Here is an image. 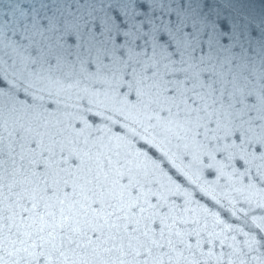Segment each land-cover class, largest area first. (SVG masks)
Returning <instances> with one entry per match:
<instances>
[{
    "label": "snow or ice",
    "instance_id": "1",
    "mask_svg": "<svg viewBox=\"0 0 264 264\" xmlns=\"http://www.w3.org/2000/svg\"><path fill=\"white\" fill-rule=\"evenodd\" d=\"M0 264H264V0H0Z\"/></svg>",
    "mask_w": 264,
    "mask_h": 264
},
{
    "label": "water",
    "instance_id": "2",
    "mask_svg": "<svg viewBox=\"0 0 264 264\" xmlns=\"http://www.w3.org/2000/svg\"><path fill=\"white\" fill-rule=\"evenodd\" d=\"M260 2H261V0H256V3H257V5H259V4H260Z\"/></svg>",
    "mask_w": 264,
    "mask_h": 264
}]
</instances>
